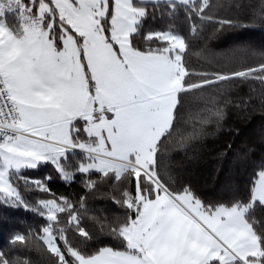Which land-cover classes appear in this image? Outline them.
<instances>
[{"label": "snow or ice", "instance_id": "6c2138e0", "mask_svg": "<svg viewBox=\"0 0 264 264\" xmlns=\"http://www.w3.org/2000/svg\"><path fill=\"white\" fill-rule=\"evenodd\" d=\"M213 7L209 0H0V205L43 219L39 239L52 264H264V218L255 214L264 215V161L244 199L218 205L191 186L177 187L159 159L183 97L208 88L225 97L192 139L224 119L233 86H264V45L241 44L230 63L190 69L179 14L190 32L194 21L219 33L248 28L242 19L264 23V0L252 17L216 18ZM9 13L17 23L8 22ZM157 16L164 23L153 27ZM48 166L62 182L85 177L89 190L113 182L123 214L105 223L89 215L86 196L73 201L52 193L51 175H25ZM36 190L51 198H25ZM36 235L30 229L12 242ZM165 245L173 255H161ZM0 264L32 261L0 250Z\"/></svg>", "mask_w": 264, "mask_h": 264}, {"label": "trees", "instance_id": "16d2710c", "mask_svg": "<svg viewBox=\"0 0 264 264\" xmlns=\"http://www.w3.org/2000/svg\"><path fill=\"white\" fill-rule=\"evenodd\" d=\"M214 5L212 14L216 18L233 16L243 18L258 14L260 0H209ZM242 4L236 8L232 5ZM163 6V0H161ZM255 7H252V6ZM151 6V5H150ZM166 19V18H165ZM242 22L248 28H230L222 33L215 32L216 25L203 24L194 21L196 32H190L183 14L175 21L182 32L188 36L190 48L187 61L194 72L204 70L208 65L219 67L234 59L229 54L232 49L241 44H252L255 47L264 45V23L259 19H247ZM164 23L159 16L150 18L153 27ZM193 80L196 77L193 76ZM198 82V81H196ZM217 89L194 91L183 97L182 106L177 112L176 131L162 144L159 159L168 171L172 183L177 187L191 186L192 190L203 200L215 204L228 205L236 199L247 196L252 173L257 165L264 161V86L253 83L233 86L227 98L233 103L224 111L226 113L219 125L211 120L203 126V135L192 139L187 137L194 130L201 128L200 121L214 107H224L222 97ZM243 100V106L239 101ZM81 156L76 152L75 158ZM31 177L52 176L49 185L52 193L78 200L87 197L89 215L106 217L105 223L111 221L122 210L113 203L112 197L119 196V190L113 187V182L100 183L96 190L84 187L85 177L77 176L74 182H62L51 166L41 167L37 171L25 172ZM87 174H85L86 176ZM91 179L98 180L99 174L93 170ZM30 202L49 199L51 196L39 190L25 193ZM256 216L264 218L257 208ZM43 219L22 208H6L0 205V250L10 252L15 258L31 260L32 264H52V257L39 239ZM89 227L99 229L100 225L88 221ZM37 233L35 238L29 237L25 244L12 242L16 234H27L29 230ZM105 244H118L109 240L106 235H100Z\"/></svg>", "mask_w": 264, "mask_h": 264}, {"label": "crops", "instance_id": "0c3cea01", "mask_svg": "<svg viewBox=\"0 0 264 264\" xmlns=\"http://www.w3.org/2000/svg\"><path fill=\"white\" fill-rule=\"evenodd\" d=\"M195 246V244L193 245ZM161 255L169 256L174 254V248L171 245H165L160 249Z\"/></svg>", "mask_w": 264, "mask_h": 264}, {"label": "rangeland", "instance_id": "374dc122", "mask_svg": "<svg viewBox=\"0 0 264 264\" xmlns=\"http://www.w3.org/2000/svg\"><path fill=\"white\" fill-rule=\"evenodd\" d=\"M7 19H8V22L10 24H14V23H17V21L15 20V14L14 13H9L7 15ZM79 152V150H77Z\"/></svg>", "mask_w": 264, "mask_h": 264}]
</instances>
